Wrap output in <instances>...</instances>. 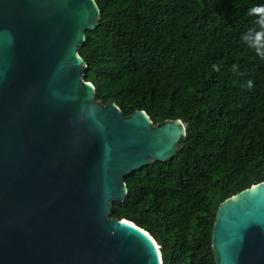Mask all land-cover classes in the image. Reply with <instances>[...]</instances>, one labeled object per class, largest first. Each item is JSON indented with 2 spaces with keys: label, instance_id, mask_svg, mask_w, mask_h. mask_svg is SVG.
Returning <instances> with one entry per match:
<instances>
[{
  "label": "water",
  "instance_id": "1",
  "mask_svg": "<svg viewBox=\"0 0 264 264\" xmlns=\"http://www.w3.org/2000/svg\"><path fill=\"white\" fill-rule=\"evenodd\" d=\"M97 18L94 0H0V264H161L148 232L109 213L184 127L93 99L76 47ZM210 250L264 264V181L218 203Z\"/></svg>",
  "mask_w": 264,
  "mask_h": 264
},
{
  "label": "trees",
  "instance_id": "2",
  "mask_svg": "<svg viewBox=\"0 0 264 264\" xmlns=\"http://www.w3.org/2000/svg\"><path fill=\"white\" fill-rule=\"evenodd\" d=\"M94 2L76 47L93 99L184 127L172 158L124 175L109 216L148 232L161 264H213L218 203L264 181V57L242 40L264 0Z\"/></svg>",
  "mask_w": 264,
  "mask_h": 264
},
{
  "label": "clouds",
  "instance_id": "3",
  "mask_svg": "<svg viewBox=\"0 0 264 264\" xmlns=\"http://www.w3.org/2000/svg\"><path fill=\"white\" fill-rule=\"evenodd\" d=\"M248 14L257 17L255 25L258 26L259 30L250 29L248 33L242 36V40L253 48L257 55L264 57V5L251 7Z\"/></svg>",
  "mask_w": 264,
  "mask_h": 264
},
{
  "label": "bare ground",
  "instance_id": "4",
  "mask_svg": "<svg viewBox=\"0 0 264 264\" xmlns=\"http://www.w3.org/2000/svg\"><path fill=\"white\" fill-rule=\"evenodd\" d=\"M155 247H157L156 244H155Z\"/></svg>",
  "mask_w": 264,
  "mask_h": 264
}]
</instances>
